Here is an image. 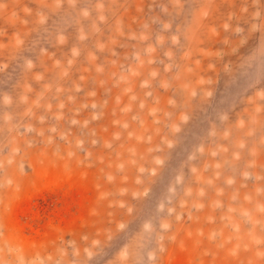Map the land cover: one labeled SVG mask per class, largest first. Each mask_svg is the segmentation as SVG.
I'll return each instance as SVG.
<instances>
[{
  "label": "rangeland",
  "instance_id": "rangeland-1",
  "mask_svg": "<svg viewBox=\"0 0 264 264\" xmlns=\"http://www.w3.org/2000/svg\"><path fill=\"white\" fill-rule=\"evenodd\" d=\"M0 264H264V0H0Z\"/></svg>",
  "mask_w": 264,
  "mask_h": 264
}]
</instances>
